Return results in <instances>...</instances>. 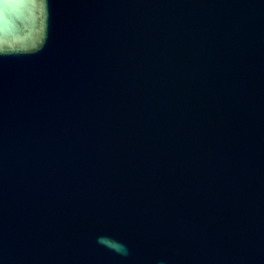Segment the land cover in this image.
Returning <instances> with one entry per match:
<instances>
[{
  "label": "water",
  "instance_id": "1",
  "mask_svg": "<svg viewBox=\"0 0 264 264\" xmlns=\"http://www.w3.org/2000/svg\"><path fill=\"white\" fill-rule=\"evenodd\" d=\"M0 264H264V0H0Z\"/></svg>",
  "mask_w": 264,
  "mask_h": 264
},
{
  "label": "clouds",
  "instance_id": "2",
  "mask_svg": "<svg viewBox=\"0 0 264 264\" xmlns=\"http://www.w3.org/2000/svg\"><path fill=\"white\" fill-rule=\"evenodd\" d=\"M99 242L103 243L104 242V238H100Z\"/></svg>",
  "mask_w": 264,
  "mask_h": 264
}]
</instances>
